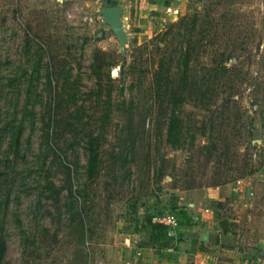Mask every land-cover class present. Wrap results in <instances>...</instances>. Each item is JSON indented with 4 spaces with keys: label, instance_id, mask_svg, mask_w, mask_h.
Wrapping results in <instances>:
<instances>
[{
    "label": "rangeland",
    "instance_id": "obj_1",
    "mask_svg": "<svg viewBox=\"0 0 264 264\" xmlns=\"http://www.w3.org/2000/svg\"><path fill=\"white\" fill-rule=\"evenodd\" d=\"M108 6L122 7V48L99 14ZM184 15L179 36L172 24ZM179 87L182 131L170 146L164 94ZM246 167L262 182L252 217L224 208L239 248L258 253L264 0H0V264H128V231L178 219L179 191L236 181Z\"/></svg>",
    "mask_w": 264,
    "mask_h": 264
},
{
    "label": "crops",
    "instance_id": "obj_2",
    "mask_svg": "<svg viewBox=\"0 0 264 264\" xmlns=\"http://www.w3.org/2000/svg\"><path fill=\"white\" fill-rule=\"evenodd\" d=\"M255 173L222 185L179 191L175 227L152 224L128 231L125 249L120 246L126 256L133 257L128 264H264V248L258 253L239 248L224 208L226 203L234 208L241 205L239 210L247 209L244 220L252 217L257 190L262 186ZM152 220L155 222V217Z\"/></svg>",
    "mask_w": 264,
    "mask_h": 264
},
{
    "label": "trees",
    "instance_id": "obj_3",
    "mask_svg": "<svg viewBox=\"0 0 264 264\" xmlns=\"http://www.w3.org/2000/svg\"><path fill=\"white\" fill-rule=\"evenodd\" d=\"M193 22L194 20H192V23L190 25V27L193 26ZM187 25V27H186ZM172 27H175L177 30V35L181 36V31H184L188 28V18L187 16H180L178 18V20L176 22H174L172 24ZM173 38H175V35H173ZM176 39V38H175ZM185 41H183V43H185ZM187 42L189 43V46L183 47L184 49V54L186 56L187 53V48L191 51L192 46L190 44V41L187 40ZM185 56L183 58H185ZM101 61V59L99 60V58L96 56V66H98L97 68H95L94 73L97 77V81L98 83L100 82V70L102 69V65L101 63H99ZM184 66H187V62L184 63L183 61V68ZM161 76V75H160ZM109 77V74H108ZM162 78V76L160 77ZM157 89H160V85L157 86ZM185 90L181 87L179 88H175L173 90L170 89H166L165 92V97H168V101L173 105L172 110H170L169 116L167 118V122H166V142L167 144H169L170 146H177L178 143L180 142V135H181V131H182V119L180 118V116L177 113V110L180 109L183 101H184V97H185ZM158 98H161L157 95ZM162 99V98H161ZM163 101V99H162ZM23 132V126L21 124H19L18 126H16V128L12 131V143L14 144V146L16 148H18L19 143H20V139H21V135ZM225 145V144H224ZM88 168H87V172L89 177H93L95 176L96 172L98 171L99 168V164H100V157H99V152H98V148L96 143L93 140H89L88 142ZM210 149V148H208ZM241 170L243 169V172L241 174V176L237 179H241L245 176H249L254 174L257 170L256 168H240ZM240 170V171H241ZM234 179V180H237ZM233 181V180H231ZM230 182L229 180L226 182H219L218 184H213L211 186H216V185H222L225 183ZM52 190V195H54V197H58L59 196V192L56 189H51ZM159 226L161 224H158ZM220 225H222V222H220ZM163 226V225H161ZM164 227V226H163ZM6 252V243L5 240L2 236H0V262L2 261L4 254Z\"/></svg>",
    "mask_w": 264,
    "mask_h": 264
},
{
    "label": "water",
    "instance_id": "obj_4",
    "mask_svg": "<svg viewBox=\"0 0 264 264\" xmlns=\"http://www.w3.org/2000/svg\"><path fill=\"white\" fill-rule=\"evenodd\" d=\"M99 14L102 16V22L109 26L111 32L118 40L119 47L122 48L127 40V33L124 29V22L121 18L122 7H103L99 10Z\"/></svg>",
    "mask_w": 264,
    "mask_h": 264
},
{
    "label": "built area",
    "instance_id": "obj_5",
    "mask_svg": "<svg viewBox=\"0 0 264 264\" xmlns=\"http://www.w3.org/2000/svg\"><path fill=\"white\" fill-rule=\"evenodd\" d=\"M88 20H91V18H88ZM256 154H253V157H255ZM155 222L163 225L166 228H173L178 224V219L174 213H166L160 217H155Z\"/></svg>",
    "mask_w": 264,
    "mask_h": 264
}]
</instances>
